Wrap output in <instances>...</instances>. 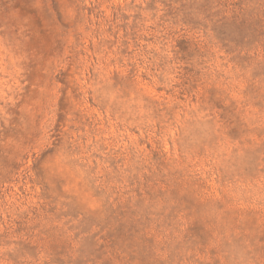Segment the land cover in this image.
Instances as JSON below:
<instances>
[{
  "label": "rangeland",
  "instance_id": "374dc122",
  "mask_svg": "<svg viewBox=\"0 0 264 264\" xmlns=\"http://www.w3.org/2000/svg\"><path fill=\"white\" fill-rule=\"evenodd\" d=\"M0 264H264V0H0Z\"/></svg>",
  "mask_w": 264,
  "mask_h": 264
}]
</instances>
